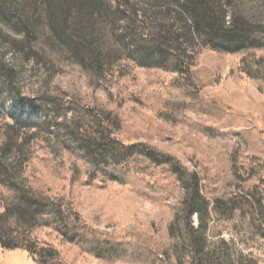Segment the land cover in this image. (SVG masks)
I'll use <instances>...</instances> for the list:
<instances>
[{"label":"trees","instance_id":"16d2710c","mask_svg":"<svg viewBox=\"0 0 264 264\" xmlns=\"http://www.w3.org/2000/svg\"><path fill=\"white\" fill-rule=\"evenodd\" d=\"M241 1L0 0V83L1 91L8 94L12 103L9 108L5 103L3 107L13 122L0 120V133L4 136L0 140L3 248L23 249L38 264H68L53 243L38 238L41 231L47 230L105 261L158 260L151 245L106 236L72 207L51 196L45 186L25 178V162L20 154H24L34 136L22 137L24 128H60L84 173L102 183L130 186L139 195L161 202L167 200L165 194L171 184L168 181L183 190L174 213L175 222L180 225L181 254L171 256V264H206L203 227L206 201L232 211L243 207L246 213L254 215L261 211L264 220L263 158L251 156L259 162L251 165L248 176L243 178L237 172L234 155L225 173L226 180L216 179L220 174L209 178L184 168L153 146L146 154L141 147L135 151L121 145L112 137L119 127L113 110L85 106L82 117L89 119L87 124L78 117L70 123L60 121L65 115L67 97L75 100L77 96L47 89L34 98H23L18 86L21 68L11 63L3 51L13 45L25 53L28 62L55 64L56 60L70 59L96 83L111 82L114 71L127 65L124 61L128 59L143 67L177 74L176 85L186 90V94L192 93L194 90L187 89L197 88L192 69L199 44L218 53H262L264 62V40L260 36L264 25L255 22L252 15L264 11V6L253 8L256 11L251 10L249 16L247 7L240 6ZM99 23L109 25L120 42L117 55L104 54L97 46ZM202 131L206 132L203 128ZM217 138L232 143V151L239 153L234 138L221 134ZM204 180L208 183L202 186ZM239 188L243 189L237 193ZM195 215L199 218L198 226L193 219Z\"/></svg>","mask_w":264,"mask_h":264},{"label":"rangeland","instance_id":"374dc122","mask_svg":"<svg viewBox=\"0 0 264 264\" xmlns=\"http://www.w3.org/2000/svg\"><path fill=\"white\" fill-rule=\"evenodd\" d=\"M263 3L264 0H242L240 6L247 7L251 16V10L263 7ZM260 12L252 15L255 22L264 25V11ZM99 25L97 46L104 54L117 55L121 44L113 30L106 23ZM260 36L264 40V28ZM196 49L192 71L197 88L187 87L194 90L187 94L176 85L177 74L143 67L128 59L124 61L127 65L114 71L111 82L96 83L70 59L56 60L55 64L28 62L25 53L13 45L3 51L11 63L21 68L18 86L23 98H34L47 89L77 96L75 100L67 97L65 115L60 121L70 123L78 117L87 124L89 119L82 117L85 106L107 108L114 111L119 123L112 137L124 147L135 151L141 147L146 154L155 147L184 168L209 178L220 174L216 179L223 180L235 155L237 172L246 178L250 166L259 162L251 156L264 159L262 53H218L201 44ZM4 103L7 108L12 105L0 83V120L12 124ZM218 134L234 138L239 153L232 151V143L217 138ZM21 136H34L24 154H20L25 162V178L45 186L51 196L72 207L106 236L122 242H145L158 255L157 261H105L50 231H41L38 238L53 243L68 264H171V256L181 254L180 225L175 222L174 213L184 192L171 185L172 181H168L171 184L165 194L167 200L157 201L139 195L130 186L105 184L86 175L60 128H24ZM3 138L0 133V140ZM206 182L202 181V186ZM246 210L243 207L232 211L206 201V264H264V220L261 211L254 215ZM3 212L2 209L0 213ZM193 219L198 226V216ZM0 264L38 263L27 251L8 250L0 244Z\"/></svg>","mask_w":264,"mask_h":264}]
</instances>
